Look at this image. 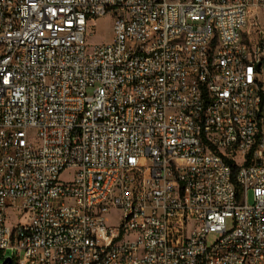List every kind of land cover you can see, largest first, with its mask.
<instances>
[{
  "label": "built area",
  "instance_id": "built-area-1",
  "mask_svg": "<svg viewBox=\"0 0 264 264\" xmlns=\"http://www.w3.org/2000/svg\"><path fill=\"white\" fill-rule=\"evenodd\" d=\"M6 260L264 264V0H0Z\"/></svg>",
  "mask_w": 264,
  "mask_h": 264
},
{
  "label": "rangeland",
  "instance_id": "rangeland-1",
  "mask_svg": "<svg viewBox=\"0 0 264 264\" xmlns=\"http://www.w3.org/2000/svg\"><path fill=\"white\" fill-rule=\"evenodd\" d=\"M94 30V34L90 35V31ZM89 36L87 37V43L90 46H96V45H103V44H109L112 42L113 39V22L112 19L107 16L105 18L98 19L95 24L94 28H89ZM63 181H69L70 178L67 175H63L61 177ZM249 201L252 202V196L249 195ZM117 212L113 211L109 215L108 223L109 225H114L117 220ZM10 216V220L8 221V225L11 227H14L16 222H13V218ZM14 264H18L15 262Z\"/></svg>",
  "mask_w": 264,
  "mask_h": 264
},
{
  "label": "trees",
  "instance_id": "trees-1",
  "mask_svg": "<svg viewBox=\"0 0 264 264\" xmlns=\"http://www.w3.org/2000/svg\"><path fill=\"white\" fill-rule=\"evenodd\" d=\"M240 194H241V190H240V188H237V195L240 196Z\"/></svg>",
  "mask_w": 264,
  "mask_h": 264
},
{
  "label": "water",
  "instance_id": "water-1",
  "mask_svg": "<svg viewBox=\"0 0 264 264\" xmlns=\"http://www.w3.org/2000/svg\"><path fill=\"white\" fill-rule=\"evenodd\" d=\"M4 264H12V261H11V260H6V261L4 262Z\"/></svg>",
  "mask_w": 264,
  "mask_h": 264
}]
</instances>
